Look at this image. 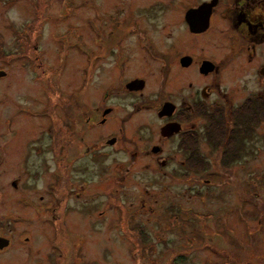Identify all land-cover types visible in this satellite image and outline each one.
Wrapping results in <instances>:
<instances>
[{
	"label": "rangeland",
	"instance_id": "374dc122",
	"mask_svg": "<svg viewBox=\"0 0 264 264\" xmlns=\"http://www.w3.org/2000/svg\"><path fill=\"white\" fill-rule=\"evenodd\" d=\"M198 1L177 3L193 7ZM229 1L235 2L224 0ZM49 2L0 0V71L5 72L0 76V234L11 235L14 243L0 253V264H264V123L247 146L248 154L230 163L228 174L216 171L214 152H208L210 171L201 176L152 175L148 169H155L153 164L141 171L151 163L145 158L127 175L120 171L124 161L110 154L99 157L95 167L85 158L80 175H59L49 148L48 86L71 98L87 87L86 101L99 99L111 77L95 70L85 82L81 71L85 51L90 52L102 26L107 31L118 24L138 26L161 52L173 41V31L178 38L184 31L171 16L169 0ZM219 8L208 15L216 32L211 29L204 39L192 41V51L196 59L208 57L220 65L219 88L225 93L218 100L233 105L264 89L257 74L264 42L240 48L244 33L233 26V8L227 13ZM126 39L134 41V36ZM65 41L70 42L65 46ZM180 46L181 53L188 45L181 41ZM105 58L98 63H108ZM145 68L148 85L140 98L147 102L156 99L149 96L158 87V64ZM43 69L49 74L42 75ZM186 80L169 76L164 89L184 94ZM203 81L195 78L192 86ZM241 85L247 89L238 91ZM133 102L129 97L130 110ZM142 121H149L145 112L131 118V138ZM91 137L99 138L96 133ZM60 185L67 200L63 224L60 208H52L62 194ZM40 200L51 207L25 203ZM89 202L95 209L87 208Z\"/></svg>",
	"mask_w": 264,
	"mask_h": 264
},
{
	"label": "flooded vegetation",
	"instance_id": "af4514ba",
	"mask_svg": "<svg viewBox=\"0 0 264 264\" xmlns=\"http://www.w3.org/2000/svg\"><path fill=\"white\" fill-rule=\"evenodd\" d=\"M54 1L56 0H50L47 5H54ZM171 2L174 4L173 8H169L171 16L178 21L184 37L178 38L177 31H173V41L168 45L167 52H161L157 43L149 40L145 30L138 26L118 24L114 28L110 26L108 31L103 26L97 30L94 35L97 41L90 47L89 53L85 51L81 71L85 82L91 75L97 74L95 70H102V73L111 77L109 85L106 84L105 89L100 90L101 96L96 102L86 101L87 87L78 88L71 98L63 95L59 89L54 90L48 86L46 95L49 103L46 111H49L47 116L52 117V124L49 128L50 147L49 143L47 145L57 158L56 167L61 177L80 175L82 167H86L85 164L82 165L85 158H89L95 167L98 158L105 155H116L124 161L120 171L127 175L137 161L145 158L144 161L151 163L143 164L141 171H146L145 168L153 164L156 168L152 171L148 169L152 175L191 176L195 173L201 176L210 171L208 152H214L216 171L228 174L232 168L230 164L225 167L223 161L227 159L229 163H233L248 154L247 146L254 138L257 127L264 123V117L258 120L257 111V99L263 96L264 89L249 92L233 105H227L223 97L218 100V96L225 93L219 88L220 65L208 57L196 59L192 41L204 39L211 29L216 32L211 28L209 19L219 6V10L226 13L228 8H233V26L244 33L240 48L250 49L263 43L264 0H235L234 3L200 0L193 7L186 4L184 7L180 6L177 0H169L168 3ZM136 11L138 13L137 9ZM129 35L134 36V41L127 42L126 37ZM181 41L188 46L180 53L178 49ZM68 42L70 41L63 44L66 46ZM73 45L84 48L79 41L73 42ZM36 47L34 45L33 49ZM58 53L63 55L62 50ZM168 54L170 55L167 56ZM105 57L108 63H98ZM252 60L253 57L248 58V62ZM204 61L212 64L203 65ZM155 63L158 64V87L149 97L156 99L146 102L140 98L145 96L143 92L148 85L145 67ZM105 65L108 66L103 67ZM48 74L43 69L42 75ZM257 74L264 82V63L257 69ZM169 76L186 78L188 85H182L185 86L183 91L186 93L164 89ZM195 78H204L206 81L195 87L192 86ZM241 89L246 90L247 87L241 85L237 88L238 91ZM139 94L142 96H138ZM129 97H133L134 101L131 110L127 103ZM166 103H169L168 108H164ZM56 108L60 115L56 113ZM143 112L148 114L149 121L139 122L132 132L137 137L131 138L129 122L134 115H142ZM94 133L99 138L91 137ZM228 142L229 149L226 146ZM2 146L3 143L0 142V151ZM169 165H175L179 169L169 171ZM235 185L234 178L233 187ZM60 190L62 194L58 205L52 208H60L59 220L63 224L67 200L66 190L61 185ZM236 190L238 193L242 192L238 187ZM25 203L30 207L41 204L43 209L51 207L42 200ZM86 205L89 210L95 209V204L89 202ZM0 237L6 239V244L0 248L2 253L14 243L11 235L7 237L2 233ZM26 256H31V253L27 251Z\"/></svg>",
	"mask_w": 264,
	"mask_h": 264
},
{
	"label": "trees",
	"instance_id": "16d2710c",
	"mask_svg": "<svg viewBox=\"0 0 264 264\" xmlns=\"http://www.w3.org/2000/svg\"><path fill=\"white\" fill-rule=\"evenodd\" d=\"M257 111H258V120H260L261 118L264 117V92H263V96L258 97V99H257ZM230 140H231V138H230ZM229 142L226 144L228 149L230 147ZM223 164L225 167H227L230 163H229V161H227V159H225L223 161Z\"/></svg>",
	"mask_w": 264,
	"mask_h": 264
},
{
	"label": "water",
	"instance_id": "95a60500",
	"mask_svg": "<svg viewBox=\"0 0 264 264\" xmlns=\"http://www.w3.org/2000/svg\"><path fill=\"white\" fill-rule=\"evenodd\" d=\"M208 64H212V63H211L210 61H204V62H203V65H208ZM208 67H209V66H208ZM4 74H5L4 71H0V76H1V75H4ZM168 106H169V103H166V104L164 105V108H168ZM5 244H6V239L0 237V248L3 247Z\"/></svg>",
	"mask_w": 264,
	"mask_h": 264
}]
</instances>
